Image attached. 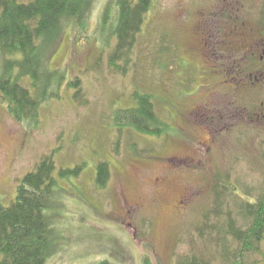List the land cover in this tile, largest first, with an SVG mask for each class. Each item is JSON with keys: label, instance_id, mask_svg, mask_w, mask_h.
Here are the masks:
<instances>
[{"label": "rangeland", "instance_id": "obj_1", "mask_svg": "<svg viewBox=\"0 0 264 264\" xmlns=\"http://www.w3.org/2000/svg\"><path fill=\"white\" fill-rule=\"evenodd\" d=\"M114 1L92 0L80 24L64 20L39 45L47 48L37 61L64 81L59 100L38 107L35 126L0 104V204L8 207L23 177L49 156L58 237L46 264H175L189 256L264 264L260 254H240L232 236L251 222L244 207L264 197V0H158L117 69L108 66ZM228 48L247 52L237 58L247 76L241 82L235 68L213 71L227 65ZM75 78L78 101L67 86ZM135 94L151 96L166 134L117 131L112 113L134 108ZM101 162L109 177L100 189Z\"/></svg>", "mask_w": 264, "mask_h": 264}, {"label": "trees", "instance_id": "obj_2", "mask_svg": "<svg viewBox=\"0 0 264 264\" xmlns=\"http://www.w3.org/2000/svg\"><path fill=\"white\" fill-rule=\"evenodd\" d=\"M157 1H114L117 17L110 31L115 45L109 54V67L119 68L115 64L119 59L129 61L128 53L133 48L146 15L155 8ZM91 2L92 0H33L28 4H19L16 0H0V104L16 122L35 126L41 103L59 100L63 73L50 71L46 65L44 67L43 60L38 62L35 56L39 50L47 48L40 49L39 45L45 43L48 35L57 32L55 30L61 27L64 20L80 24L87 16ZM110 5L111 2L107 3L103 10L101 25L108 20ZM220 32L229 42L230 37L225 36L222 30ZM229 51L231 54L227 65L213 71L226 76L228 71L235 68L236 77L241 76L237 81L241 82L247 76L243 63L238 62L237 58L244 60L247 52L235 56L232 48L227 49V54ZM124 71L125 69L121 73ZM26 81L29 88L20 84ZM67 86L74 89L73 99L78 101L82 95L79 79L69 80ZM133 100L136 105L134 108L112 113L114 126L119 133L127 129L146 137H159L168 132L169 126L153 112L150 95L138 97L135 94ZM54 170L51 157L42 158L35 169L23 177L11 204L8 207L0 204V264H46L49 252L54 248V240L58 237L52 228L49 214L55 206L58 189L53 178ZM59 176L64 178L65 171L61 170ZM108 177L107 164L99 163L95 182L100 189L106 185ZM242 215L251 219L246 231L233 232V228L229 227L234 241L239 244L240 254H260L264 259V254L260 251V244L264 239V197L257 204H247ZM96 264L110 263L103 260ZM175 264L205 263L195 256H189L180 258Z\"/></svg>", "mask_w": 264, "mask_h": 264}]
</instances>
